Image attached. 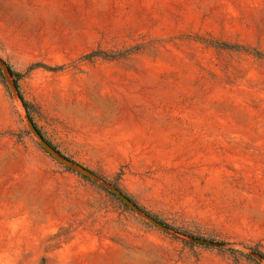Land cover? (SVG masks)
<instances>
[{"label":"rangeland","instance_id":"rangeland-1","mask_svg":"<svg viewBox=\"0 0 264 264\" xmlns=\"http://www.w3.org/2000/svg\"><path fill=\"white\" fill-rule=\"evenodd\" d=\"M0 264H264V0H0Z\"/></svg>","mask_w":264,"mask_h":264},{"label":"water","instance_id":"water-1","mask_svg":"<svg viewBox=\"0 0 264 264\" xmlns=\"http://www.w3.org/2000/svg\"><path fill=\"white\" fill-rule=\"evenodd\" d=\"M3 70L8 73L9 75H13L11 72V69L8 67H5L4 65H2ZM26 121H27V125L30 128L31 132L34 134V136L39 140L40 144L43 146V148L50 153L56 160H58L59 162H61L62 164L70 167L71 169L79 172L80 174L98 181V182H103V180L93 171H91L90 169L82 166L81 164L74 162L72 160H70L69 158L61 155L45 138L44 136L40 133V131L37 129V127L35 126L34 122L32 121L31 117L29 116V114L25 115ZM109 190L116 196L118 197L124 204H126L129 208H131L132 210L136 211L137 213L141 214L143 217H145L150 223H152L153 225H155L156 227H158L161 230L164 231H170V229L163 224L162 222L158 221L156 218H154L153 216H150L148 214H145L139 207L138 205L129 197L127 196L125 193H123L119 188L112 186L110 184L104 183ZM193 243L195 244H199V245H206V246H220L222 245L221 243L215 242L213 240H208L205 238H200V237H192L190 239Z\"/></svg>","mask_w":264,"mask_h":264},{"label":"trees","instance_id":"trees-1","mask_svg":"<svg viewBox=\"0 0 264 264\" xmlns=\"http://www.w3.org/2000/svg\"><path fill=\"white\" fill-rule=\"evenodd\" d=\"M11 72H12V74L13 75H15L16 73L14 72V71H12L11 70ZM24 103H25V105H26V107H28V104H27V102L24 100ZM32 118V117H31ZM32 120H33V118H32ZM36 125V124H35ZM36 127L38 128V130L40 131V133H42V131L40 130V128L36 125ZM42 135H43V133H42ZM44 136V135H43ZM45 137V136H44ZM128 196V195H127ZM130 197V196H129ZM131 198V197H130ZM132 199V198H131ZM133 200V199H132Z\"/></svg>","mask_w":264,"mask_h":264}]
</instances>
